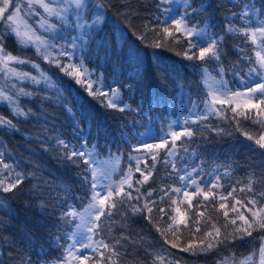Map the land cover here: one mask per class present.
Segmentation results:
<instances>
[{
	"label": "trees",
	"instance_id": "1",
	"mask_svg": "<svg viewBox=\"0 0 264 264\" xmlns=\"http://www.w3.org/2000/svg\"><path fill=\"white\" fill-rule=\"evenodd\" d=\"M96 1L107 20L100 27L96 24L89 29L80 62L96 86L109 94L112 88H118L121 106L126 104L129 107L123 112L106 107L105 97L89 95L85 86L75 83L54 63L42 65L47 80L39 82L7 81L0 76V90L7 96L14 95L11 103H5L0 98V116L15 125H0V160L25 176L23 183L13 192H0V199L9 205L8 209L0 208V264H20L21 259L29 257L36 264H52L63 256L64 250L58 244L66 246L70 243L65 233L72 231L78 223L65 224L60 219L62 207L66 211L71 205L82 211L89 203L88 189L91 184L83 182L85 175L89 176V181L91 179L90 174L83 171L87 166L81 163L78 168L64 159V149L57 145L58 139L76 148L85 142L89 148L97 145L95 156L107 160L112 167L115 158L119 157V164L113 171L114 179L119 180L129 163L135 168V161H130L129 156L147 152L142 147V143L147 142L145 136L150 133L153 143L162 139L171 142L170 133L184 127L191 128L195 135L178 140L173 156L169 157L165 150H159L153 176L141 188L142 193L155 190L151 197L156 201L151 214L152 222L144 215L133 216L125 205L120 212L126 213V216H113L115 223L110 225L111 232L104 231L102 237L105 242L115 243L122 233L130 235L134 243L122 242L127 248V255L119 264H153L155 255L163 256L165 264L168 261L173 264H216L224 256H232L235 260L241 258L258 246L254 242L260 238V232H254L252 237L237 240L227 247L222 246L218 251L193 255L181 251V247L190 241L198 243L204 238L203 232L211 229V224L195 237L181 226L183 235L177 248L165 244V237L156 231L155 225L166 228L170 223L167 216L161 221L158 209L163 207L171 213L175 206L171 205L170 199L160 202L159 198L164 194L162 190L182 187L180 175L191 172L190 178L205 190L219 176V184L223 187L216 189L217 195L227 196L235 188L238 200L250 197L251 194L240 192L250 176L257 180L264 176V149H260L255 140H249L246 135L258 138L264 128L252 119H244L243 116L234 118L229 105H216L221 109V116L207 113L205 101H210V97L204 85L203 72L207 68L209 75L220 80V67L223 65L222 78L231 91L243 92L245 84L252 83L247 74L249 68L255 65L249 64L247 58L255 61V45L246 37L228 33L226 29L229 24L243 26L239 16L245 10L249 12L251 26H256V20L264 18L259 16V11H264V0H190L192 8H206L198 13L188 9L186 19L190 24L224 37L219 62L186 59L182 54L188 48L185 38H181L179 44L169 41L163 47L150 46L157 37L154 32L146 31L144 25L151 29L161 27V22L170 24L169 13L164 12L165 7L159 0ZM233 13L236 15L233 16ZM12 39L4 36L3 42L6 50L17 56ZM192 39L194 43L199 41V37ZM178 52L181 54L178 55ZM58 59L63 64L69 63L67 56H59ZM17 107L25 114L14 115ZM206 113L207 119L192 123L197 116ZM251 113L254 117L255 110ZM174 123L179 127L172 130ZM146 158L151 166V158ZM172 163L176 164L175 170ZM134 178L141 179L140 174L134 173ZM255 188L257 192L264 191V184L258 182ZM67 189L71 192L66 195ZM30 190L33 191L30 193ZM193 190L189 188V191ZM132 194L133 197L137 195L135 191ZM181 194L179 198L182 199ZM169 195L176 196L175 193ZM196 199L200 201L198 208L188 209L187 203H184L181 209L187 210L192 217L206 212L213 222L219 217L218 226L223 225L222 210L216 211L220 203L218 199L213 202L215 208L203 201L202 196ZM40 201L46 202L44 212L37 207ZM128 203L135 204L137 201L134 199ZM138 203L142 206L144 199ZM229 215L233 214L230 212ZM122 219H127L128 228L121 226ZM102 220L108 224L105 218ZM192 232H195L194 226ZM168 239L172 240V237ZM117 250L123 252L124 249L117 246ZM93 255L92 252L89 254Z\"/></svg>",
	"mask_w": 264,
	"mask_h": 264
},
{
	"label": "snow or ice",
	"instance_id": "2",
	"mask_svg": "<svg viewBox=\"0 0 264 264\" xmlns=\"http://www.w3.org/2000/svg\"><path fill=\"white\" fill-rule=\"evenodd\" d=\"M73 3L77 9L83 7V0H73ZM160 4H170L171 0H159ZM38 5L43 9L47 17H56L59 20L67 23V16L63 13L67 12V9H57L53 6L52 0H27V9L24 11L16 0H0V24L4 26V32L14 35L17 43L22 47H35L36 52L43 57V59L49 63H54L61 69L67 76L73 78L75 83L85 86V90L89 95L103 96L106 99V107L118 109L123 112L129 106L122 104L120 90L118 88H112L110 94L102 91V89L96 86V82L92 81L90 73L84 68L81 63L71 62L73 59V53L65 50L63 46L54 55L51 49L55 48V45L50 44L49 41L42 35H39L35 28L28 22V18L35 11V6ZM185 12L184 15L179 19L174 18L171 13V8H165L164 12L169 13L168 19L170 24L161 22L162 26L159 28H151L147 24L144 25L146 31L154 32L157 37L154 42L150 45L152 47H163L165 43L171 41L172 43L179 44L181 38L187 39L188 48L182 53L186 59L189 60H200L208 61L215 60L219 62L223 54V42L224 37L218 34H210L207 28H199L194 24H190L186 17L189 15L188 9H191L192 13H198L202 10H206L203 6L201 8H192L190 0H184ZM127 7V5H125ZM159 7V4H157ZM247 9V6H246ZM259 11V10H258ZM124 14V13H122ZM255 14V13H253ZM236 13H233L235 16ZM259 16L264 17V11H259ZM102 19L100 14L97 15V22ZM159 20V17H157ZM239 19L243 22V26H236L229 24L226 31L228 33L244 36L247 41H250L252 45H255V61H252L248 57L249 64L255 66L249 68L247 74L248 80H251V84H245V90L231 91L228 88V84L223 80L224 67H220L221 79L216 80L215 77H210L208 69L204 68L205 83L209 84L208 95L210 101H205V107L207 113H215L217 116H221V109H218L216 105L221 107L225 105L231 106V112L234 113V118L243 116L244 119H252L254 123L259 124L264 128V18H258L256 20V26L252 25V20L249 16V12L245 10ZM84 25H77V27H83ZM40 27L45 31H51L56 28V25L49 23L47 19L42 17L40 21ZM179 34V35H177ZM86 35V33H85ZM162 36V39H161ZM194 37H199V41L193 42ZM143 39V36L140 37ZM4 37L0 35V67H3L6 72L20 77L28 78V73H17L16 69L10 68V63L25 64L28 61L21 59L18 56L13 55L11 52L6 50L4 45ZM246 41V42H247ZM204 42V43H200ZM72 47L75 46L73 41ZM195 49L196 51H193ZM243 51V50H242ZM198 53V54H197ZM180 55L181 53H177ZM59 56H67L69 58L68 64H63ZM33 67H38L33 65ZM41 77L44 74L41 73ZM255 77L256 79H253ZM32 80L36 81L35 77H31ZM209 81H211L209 83ZM39 82V81H36ZM27 95V93H25ZM0 98L12 102V98L5 96L0 93ZM255 110V116L253 117L251 110ZM70 110V109H69ZM207 113L202 114L192 120L195 124L199 120L207 119ZM18 107L14 110V115H24ZM227 118V117H223ZM238 123V121H237ZM0 125H7L15 127L11 120H6L0 116ZM195 135V132L191 128L184 127L180 131H172L170 133L171 142L168 139H162L159 143L148 144L142 143V147L148 150V154L151 158L152 164L149 166L147 158L143 159L139 156H129V160H135V168L129 163L128 169L124 172L119 180H113L111 173L116 170V166L119 164V157L115 158V165L106 171L93 166V161L96 155L97 145H92L89 148L85 143L81 144L79 148L70 146L64 140H57V145L64 149L63 158L70 163L76 165L78 168L80 164L86 165L83 169L85 173L90 174L83 177L85 184L90 183L91 187L88 189L90 193L89 203L85 206L82 211H77L75 207L69 205L67 210H63V202H61V213L60 219L65 224H71L74 221V229L65 236L70 243L66 246L58 244L59 247L63 248V256L58 257L52 262V264H119L122 257L127 255V248L124 247L122 242L134 243L130 240V235L126 236L121 234L119 238L115 239V243L105 242L102 237L104 231L111 232L110 225L115 223L112 217L119 214L121 217H125L126 213L120 212V208L125 205L128 206L133 216L137 214L144 215L150 223L152 222V213L156 205V201L152 200L154 189H149L147 192L142 193L141 188L143 185L149 182V179L153 176V170L155 169L156 162L159 156V150H165L167 156L174 155V149L177 147V141L182 137L191 138ZM249 140H255V143L260 149H264V132H261L258 138L253 135L246 134ZM169 143L171 146L169 147ZM138 150V149H134ZM143 163V168L141 164ZM168 160H165V164ZM173 170L176 169V164L172 163ZM193 172L196 169H192ZM134 173H139L141 179H135ZM191 172H187L185 175H180L179 180L182 183V187H173L164 192L161 196L160 202H164L165 198L171 200L172 212H166L165 208L161 207L158 209L160 213V219L163 220L164 216L168 217L170 223L167 224L166 228H162L159 224L155 225L156 231L160 232L165 237V244H170L171 247L177 248L180 246L179 242L182 238L184 230L192 233L193 237L199 234L203 228L211 224V229L203 232V239H200L198 243L189 242L187 245L181 247V251L190 252L193 255L196 254H207L214 250L218 251L222 246L227 247L232 245L237 240L243 241L245 237H252L254 232H260V248H259V264H264V191L257 192L255 185L259 182L264 184V176L259 180L250 176L244 187L240 188L241 193L251 194L246 200L236 199V189L225 195H217L216 189L223 187L219 184L221 177L217 176L210 186H207V190L202 188L195 179H191ZM25 176L16 172L13 167L7 163H3L0 160V192L9 193L16 190L24 181ZM186 182L187 187L183 186ZM194 188L193 191H189V188ZM35 188V186H34ZM33 190H30V193ZM135 191L137 195L133 197L132 192ZM71 189L66 190L70 193ZM183 193V198H179V194ZM169 193H175L176 196H170ZM203 197V201L208 202L215 208L213 203L217 199L220 201L218 209L223 213L224 223L218 226L219 217L217 221L213 222L211 217L206 216V212H199L198 216L192 217L189 215L187 210H182L181 205L187 203L188 209L195 210L200 206V201L196 198ZM231 198V201L229 200ZM136 200L137 203L129 204V201ZM144 199V203L141 206L138 202ZM194 200L196 203L194 204ZM46 202L40 201L37 207L41 212H44L46 208ZM0 208L8 209L9 205L3 199H0ZM243 209V211H241ZM233 215L230 216L229 213ZM146 213V214H145ZM49 215H51L49 213ZM105 218L108 222L106 225ZM239 222V223H238ZM121 226L128 228L129 224L127 219H122L120 222ZM195 227V232H192V227ZM56 227H60L59 224ZM180 233V235H177ZM171 236L172 240L168 237ZM96 237H100L96 239ZM57 238V243L59 241ZM7 243V241H5ZM117 246L123 248V252L117 250ZM90 249L94 254L93 256L83 254L84 250ZM102 249V250H101ZM254 255H249L242 260L236 261L232 256H224L217 260L216 264H254ZM165 264L164 257L161 255H155L153 264ZM20 264H36L31 257L28 259H21ZM47 264V262H44ZM136 264V262H133ZM168 264H173L172 261H168ZM179 264V262H176Z\"/></svg>",
	"mask_w": 264,
	"mask_h": 264
},
{
	"label": "rangeland",
	"instance_id": "3",
	"mask_svg": "<svg viewBox=\"0 0 264 264\" xmlns=\"http://www.w3.org/2000/svg\"><path fill=\"white\" fill-rule=\"evenodd\" d=\"M17 3H20L22 9L24 11H29L27 9V0H16ZM53 6L56 7L57 9H67L66 13H63L64 15L67 16V23H65L62 20L57 19L56 17H47L46 14L44 13L43 9L40 8L38 5L35 6V11L31 14V16L28 18V22L32 25L33 28L36 29L37 33L39 35L44 36L50 44L55 45V48L51 49L54 53V55L61 49L63 48L69 52L73 53V59L71 62L73 63H81L80 62V55L83 49V45L86 41V35L89 29L96 24L100 27L106 20L107 17L104 14L103 9L101 6L97 3L96 0H83V7L80 9H77L73 3V0H52ZM165 8H171L172 13L171 15L179 19L182 15L181 13L185 11V6L184 2L181 0H171L170 4H163ZM100 14L102 16V19H100L98 22L96 20L97 15ZM47 19L49 23L56 25V28L51 31H45L40 27V21L42 19ZM77 25H84L83 27H77ZM0 35L4 36H9L12 37V43L13 46L17 52V56L20 57L23 60L28 61V63L25 64H17V63H10L9 67L16 69L17 73H28L29 76L28 78L20 77L18 75H13L11 73L6 72V70L3 67H0V76L4 80H23L27 82H36V81H41L45 80L44 78L41 77V73L44 74V68L43 64L48 63L43 59L42 56H40L36 50L35 47L29 46L27 48L20 46L14 35H11L9 33L4 32V26L3 24H0ZM73 41H75V46L72 47ZM37 65L38 67H33V65ZM89 73V72H88ZM31 77H35L36 81L32 80ZM210 77H212L210 75ZM90 78V77H89ZM217 80V79H216ZM211 81H209L210 83ZM0 85H2V82L0 81ZM204 85L209 91V84L205 83L204 79ZM0 93L5 94L2 90H0ZM13 101V99H12ZM3 102L9 103L8 100L3 99ZM178 124L174 123L172 126V130L178 129ZM175 128V129H174ZM148 144H155L159 143L158 142H151L152 140V135L149 133L147 136H145ZM143 159L146 157H150L148 154V150L144 154L137 155ZM135 161V160H134ZM115 162V160H114ZM93 166L100 169L101 171H106L110 170L112 166L107 162V160H100L95 156V159L93 161ZM112 179L113 180H118L114 179V173H111ZM185 187H187L186 182L184 183ZM189 190V189H188ZM183 195V194H181ZM255 244H258V246L251 250L250 252H247L244 254L241 258H238L236 261L242 260L245 257L254 255V264H259V248H260V239L254 242ZM91 253V250H84L83 254L89 255Z\"/></svg>",
	"mask_w": 264,
	"mask_h": 264
},
{
	"label": "bare ground",
	"instance_id": "4",
	"mask_svg": "<svg viewBox=\"0 0 264 264\" xmlns=\"http://www.w3.org/2000/svg\"><path fill=\"white\" fill-rule=\"evenodd\" d=\"M14 91H18V89H15ZM14 91H12V92H14ZM9 96H10V95H9ZM11 96H12V97H11ZM11 96H10V97H11L12 99H14V98H13V96H14L13 93H11Z\"/></svg>",
	"mask_w": 264,
	"mask_h": 264
}]
</instances>
